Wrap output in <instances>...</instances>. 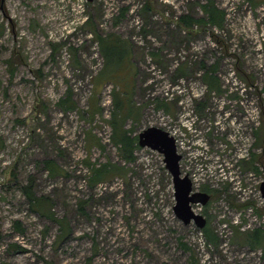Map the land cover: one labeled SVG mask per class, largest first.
<instances>
[{"label":"rangeland","instance_id":"obj_1","mask_svg":"<svg viewBox=\"0 0 264 264\" xmlns=\"http://www.w3.org/2000/svg\"><path fill=\"white\" fill-rule=\"evenodd\" d=\"M147 1L156 11L142 15ZM207 1L0 0V264H264V246L238 233L264 232V0H214L226 14L222 29L176 28V17H202ZM89 18L101 35L130 44L134 75L119 74L129 73L139 115L126 129L175 138L183 175L211 195L192 208L214 244L176 217L163 155L140 148L128 163L112 144L110 74L129 67V55L114 44L117 61L110 50L104 62ZM201 62L216 65L218 93L207 96ZM182 63L187 75L176 78ZM68 97L66 110L59 102ZM102 165L114 175L93 188L88 179ZM28 187L48 199L43 215L31 210Z\"/></svg>","mask_w":264,"mask_h":264},{"label":"trees","instance_id":"obj_2","mask_svg":"<svg viewBox=\"0 0 264 264\" xmlns=\"http://www.w3.org/2000/svg\"><path fill=\"white\" fill-rule=\"evenodd\" d=\"M251 3L256 5L258 3V0H249ZM151 1H147L146 4L141 6L139 9V12L142 15H150L151 13H154L156 11V8H154L153 5L150 3ZM201 9L203 11V16L202 17H194L193 15H181L180 17H176L175 20V26L178 30L181 32H184L187 36H191L194 34V32L198 31H204L208 30V27L211 28L212 30L216 31L217 29H222L225 24L226 20V14L223 10L219 9L217 6L216 1L214 0H208L206 4L201 5ZM130 11V8L125 7L120 9V14L114 16L115 20H118L121 17H125V15ZM95 24H93V19L89 18L85 21L84 26L88 27L90 34L94 37V41L99 47V52L104 58V62H106L108 53L112 52L113 54V45H118L121 48H123V53L129 55V62H126L129 64V67L127 65L122 66L120 69H114L112 73L110 74V77L115 79V84L113 85V94H112V104L114 106L113 111L111 113V116L108 120L105 122L109 125L111 128V137L110 140L113 145H115L123 157V159L128 162H134L135 161V156L136 152L140 149L138 145V135L132 137L131 132L132 130L126 129V124L129 120H134L133 119L135 116L137 117L139 115V110L136 108L135 103L132 101V98L130 96V87H131V82H128L127 80V73L125 76L124 74L126 72H129L128 68L131 69L133 67L131 63V50H130V44L127 41L120 40L119 37H116L112 34L109 35H101L100 30L98 27H94ZM198 29V30H196ZM212 38L217 42V44H220V37L217 36L213 31L211 32ZM110 48V49H109ZM110 52V54H111ZM150 56L154 58L155 61L160 60V55L158 53H150ZM113 58L117 61V58L113 54ZM120 60V59H119ZM77 62V61H76ZM124 65V64H123ZM116 66V65H115ZM199 72H202V80L207 84V96H209L211 93L216 92L218 93L220 90V84L219 80L217 78L218 74L216 73V65L211 66H206L204 62L200 63L199 66ZM126 71L123 76L119 73L120 71ZM132 73L131 76L134 75V68L133 70L131 69ZM188 71V66L186 64L180 65L177 68V77H185L187 75ZM198 70H196L197 72ZM97 76L94 78V83L95 79ZM174 82V84H178ZM69 97L67 99H62L59 102V106H61L63 109H71L73 108L72 105H70L69 102ZM195 104L198 106V109L200 112L204 113L206 110V103L199 102L198 100L194 101ZM157 108H165L168 110L169 105L164 102H157ZM262 120V118H261ZM263 125V124H262ZM264 126V125H263ZM260 128H262L260 126ZM260 131L261 129H257L255 131V135L257 140H260ZM255 162V156L252 154V160L251 164ZM47 167H49V171L51 174H54L57 172V168L52 165L51 161L46 162ZM114 169L110 165H102L99 166L95 169H93V172L91 176L88 179V182L91 187L97 186L99 183H102L104 180L109 178L110 176L114 175ZM32 187L26 188V192L28 193V198L29 202L31 205V210L35 212H39L42 214L40 211V208L43 207L44 202L48 201L47 198H36L35 195L31 192ZM205 188V189H204ZM202 191H206L207 187H204ZM246 206V205H245ZM250 206V205H249ZM82 207V206H81ZM43 215V214H42ZM47 217L55 220L53 216L46 215ZM61 224L62 228H65V224L62 221H57ZM204 235V237L207 239L208 242L214 244L217 242L216 235L214 232L209 228L205 227L201 231ZM240 238L244 240V242H247L251 247L257 248L259 246H264V232L258 228V229H252V230H247L246 232H238ZM63 236L60 238L62 239Z\"/></svg>","mask_w":264,"mask_h":264},{"label":"water","instance_id":"obj_3","mask_svg":"<svg viewBox=\"0 0 264 264\" xmlns=\"http://www.w3.org/2000/svg\"><path fill=\"white\" fill-rule=\"evenodd\" d=\"M93 2V0H87ZM138 145L140 148H148L163 155L165 169L172 179L174 187L175 206L173 208L176 217L189 225L192 222L200 229L207 225L206 218L193 211L192 205H207L210 196L205 192L193 191V183L188 175H183L180 161L182 156L178 153L176 140L173 136L161 128L149 127L138 135ZM260 191L264 199V182L260 186Z\"/></svg>","mask_w":264,"mask_h":264},{"label":"flooded vegetation","instance_id":"obj_4","mask_svg":"<svg viewBox=\"0 0 264 264\" xmlns=\"http://www.w3.org/2000/svg\"><path fill=\"white\" fill-rule=\"evenodd\" d=\"M194 191V190H193ZM195 192H204V191H195ZM208 194V193H207ZM209 196H210V199H211V195L210 194H208ZM210 201V200H209Z\"/></svg>","mask_w":264,"mask_h":264}]
</instances>
